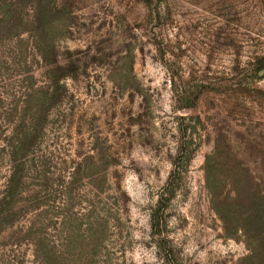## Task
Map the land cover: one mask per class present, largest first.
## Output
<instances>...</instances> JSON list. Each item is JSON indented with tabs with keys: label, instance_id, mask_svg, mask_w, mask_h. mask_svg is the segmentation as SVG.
<instances>
[{
	"label": "rangeland",
	"instance_id": "obj_1",
	"mask_svg": "<svg viewBox=\"0 0 264 264\" xmlns=\"http://www.w3.org/2000/svg\"><path fill=\"white\" fill-rule=\"evenodd\" d=\"M225 146L261 175L264 0H0V264H250Z\"/></svg>",
	"mask_w": 264,
	"mask_h": 264
},
{
	"label": "trees",
	"instance_id": "obj_2",
	"mask_svg": "<svg viewBox=\"0 0 264 264\" xmlns=\"http://www.w3.org/2000/svg\"><path fill=\"white\" fill-rule=\"evenodd\" d=\"M239 157L227 146L216 147L214 156L205 163V185L226 237L246 245L250 264H264V170L259 175ZM215 158L219 161L213 166L210 160Z\"/></svg>",
	"mask_w": 264,
	"mask_h": 264
}]
</instances>
